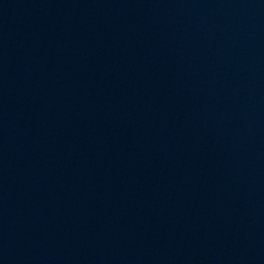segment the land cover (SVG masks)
Listing matches in <instances>:
<instances>
[{"label":"water","instance_id":"water-1","mask_svg":"<svg viewBox=\"0 0 264 264\" xmlns=\"http://www.w3.org/2000/svg\"><path fill=\"white\" fill-rule=\"evenodd\" d=\"M0 264H264V0H0Z\"/></svg>","mask_w":264,"mask_h":264}]
</instances>
